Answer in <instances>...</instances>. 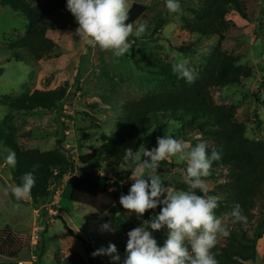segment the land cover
Returning <instances> with one entry per match:
<instances>
[{"label":"rangeland","instance_id":"obj_1","mask_svg":"<svg viewBox=\"0 0 264 264\" xmlns=\"http://www.w3.org/2000/svg\"><path fill=\"white\" fill-rule=\"evenodd\" d=\"M1 1V0H0ZM245 17L230 9L226 16V27L217 35L201 37L188 32L184 21H193L189 12L170 13L165 0H127L129 7L136 2L148 8L147 12L133 24V34L128 41L131 48L123 57H115L112 51L91 47L75 35L78 27L66 4L61 11L51 13L45 18L47 32L56 47L38 61H32L20 45H10L26 34L27 21L15 14L10 7L0 5V125L8 112L14 127V137L23 149L49 150L61 139L68 155L76 167H82L78 157L90 152L91 148L103 150V144L113 135L114 124L121 109L120 106L130 100H138L149 90L157 89L165 80L155 70L157 67H171L174 62L183 61L197 73L215 46L227 54L239 58V64L251 69V77L243 79L238 85L218 87L211 90L215 104H232L235 117L245 128L246 138L264 141V0H239ZM29 5H40L43 0H27ZM67 3V1H66ZM181 9L196 8L201 0H179ZM162 21L160 30L153 31L158 20ZM146 24V31L140 38L135 36V28ZM179 46L188 48L186 53L177 51ZM19 51V52H17ZM262 84L263 88L255 97L254 90ZM64 86L69 91L68 97L61 103L60 111L34 110L30 112L11 111L1 101H10L23 91L33 88H54ZM173 136L183 140L190 147L201 141L207 147L210 141L195 138L194 134H184L181 124L167 122L164 133H157L152 127L141 136V144L149 150L157 146L152 138ZM11 152L0 142V231L4 227L21 235L30 243V250L21 253L15 259L0 256V264H55V257L63 258L70 252L85 257L80 241L71 237L64 228L60 218L50 211H56L67 226L83 238L92 252L107 247L109 243L116 246L123 258L127 244V233L140 226L152 215L158 214L160 207L147 210L142 218L129 213L119 203L115 215L114 232L101 231L100 226L108 222L103 215L92 209L69 201L68 195L77 170L74 168L63 178L59 185L50 187L53 196L45 206L35 204L28 198L17 202L3 189L13 184L11 166L4 164V156ZM186 165L178 163L175 157L161 161L158 174L165 186L173 187L184 183ZM107 180L116 181L130 189L133 181L123 175L133 169L130 165L115 164L105 155L98 156L85 167ZM224 172L220 168L213 174L203 177L209 190L224 182ZM131 175V174H130ZM174 188V187H173ZM121 196V195H120ZM17 204L19 206L17 207ZM252 224L247 228L252 237L258 225L264 220V194L256 199L252 209ZM232 227L231 218L226 214L216 215ZM44 228L45 231H44ZM151 231V229H149ZM167 228L153 231L152 235L158 246H163ZM257 242L256 259L249 264H264V229ZM41 235L44 252L35 263L37 256L36 241ZM226 237L218 236L217 244H224ZM95 264H112L110 257H93Z\"/></svg>","mask_w":264,"mask_h":264},{"label":"trees","instance_id":"obj_2","mask_svg":"<svg viewBox=\"0 0 264 264\" xmlns=\"http://www.w3.org/2000/svg\"><path fill=\"white\" fill-rule=\"evenodd\" d=\"M66 1L43 0L36 6L29 5L27 0L0 1V5L10 7L15 14L24 17L27 21L26 34L10 45L14 48L15 54L17 48L14 46L18 44L25 49L32 61H38L56 47L54 41L47 35L53 26H48L45 18L53 12L61 11ZM201 2L196 8L181 9L194 17L193 21H184L189 33L201 37L215 35L221 37L230 9L245 17L239 0H201ZM147 10L146 6L132 3L129 7L127 23L134 24ZM161 26L160 19L153 31L160 30ZM177 51L186 53L188 48L179 46ZM155 71L158 72L157 76L165 81L157 89L149 90L142 98L127 101L120 106L113 135L104 142L103 150L91 148L90 152L78 157L82 167L75 166L61 139H58L56 145L49 150L21 148L15 140L14 127L8 112L0 125V142L16 154V166L10 169L11 181L19 184L20 178L26 172H31L34 165H38L34 173L36 183L29 198L33 203L45 206L53 196L50 187L59 185L75 168L77 175L69 191V201L89 207L114 225L117 200L121 194L127 195L129 189L85 167L101 155H105L115 164L134 167L130 161H125V150L132 148L135 152L141 145V136L150 128L153 127L158 134H162L169 120L179 122L185 135L194 134L195 138L211 142L207 147L209 155L213 149L221 152V159L213 162L211 172L216 174L219 168L224 170L218 173L224 176V182L207 193L218 200V208L214 210L215 215L222 213L228 215L238 203L243 209V214L248 218L247 225L232 224L230 235L226 237L224 244H216L212 249L214 253H218L216 255L218 264L253 263L256 259L257 242L263 234L264 220L257 226L258 229L252 237L248 236L247 228L252 224V209L255 201L264 194V141L246 138L244 125L235 117L234 106L215 104L211 95L213 88L238 85L241 80L250 78V67L239 64L238 56L223 52L217 45L196 73V79L192 83L178 78L168 66L157 67ZM262 88L263 85L260 84L254 90L253 94L256 98ZM68 95L69 91L64 86L33 88L23 91L10 101H1V104L16 112L60 111L61 103ZM152 141L157 143L156 138H152ZM146 148L148 149L147 146ZM130 174L131 169L119 177L121 180L126 179ZM173 187L176 190H188L186 184H176ZM197 194L204 195L199 190ZM53 218L61 219L69 235L80 241L85 251V257H81L76 252H70L63 258L56 256L55 264H95L91 255L92 250L87 242L69 228L60 215L56 214ZM166 238L167 236L164 237V241ZM29 244L27 239L13 233L8 227L0 231V256L6 259H15L21 253L29 251L31 246ZM36 252L35 263L44 252L41 235L36 241ZM124 259L125 251L119 264H123Z\"/></svg>","mask_w":264,"mask_h":264},{"label":"clouds","instance_id":"obj_3","mask_svg":"<svg viewBox=\"0 0 264 264\" xmlns=\"http://www.w3.org/2000/svg\"><path fill=\"white\" fill-rule=\"evenodd\" d=\"M165 6L170 13L181 11L179 0H165ZM66 8L78 24L75 35L79 40L93 48L110 50L117 58L129 52L131 44L128 38L133 34V23H127V0H67ZM146 27V24L140 23L135 28V36L140 38ZM171 70L187 83L196 79V73L183 61L174 62ZM170 157L186 165L182 171L187 191L176 190L170 184L165 186L158 174L161 161ZM124 159L134 165L129 177L133 183L127 195L121 194L120 205L129 213H136L137 218H142L147 210L158 206L160 211L127 233L123 264H218V253L212 249L216 247L218 236L228 237L230 232L222 219L215 215L218 200L207 195L209 187L202 178L210 175L213 162L221 159V152L213 149L209 155L203 141L190 147L182 139L164 135L157 137V146L151 150L143 144L135 152L127 148ZM4 164L13 168L16 166L15 152L4 156ZM38 167L34 165L31 172H26L19 184L7 185L3 189L4 194H11L17 202L28 199L36 183L34 173ZM197 190L204 195L197 194ZM228 215L232 224L248 223L238 203ZM165 227L167 238L163 246H158L152 232ZM100 229L115 231L111 222L103 223ZM91 255L108 256L112 264L120 262V255L112 243Z\"/></svg>","mask_w":264,"mask_h":264},{"label":"built area","instance_id":"obj_4","mask_svg":"<svg viewBox=\"0 0 264 264\" xmlns=\"http://www.w3.org/2000/svg\"><path fill=\"white\" fill-rule=\"evenodd\" d=\"M50 213L56 215V211H50Z\"/></svg>","mask_w":264,"mask_h":264},{"label":"crops","instance_id":"obj_5","mask_svg":"<svg viewBox=\"0 0 264 264\" xmlns=\"http://www.w3.org/2000/svg\"><path fill=\"white\" fill-rule=\"evenodd\" d=\"M19 264H21V262H18Z\"/></svg>","mask_w":264,"mask_h":264},{"label":"bare ground","instance_id":"obj_6","mask_svg":"<svg viewBox=\"0 0 264 264\" xmlns=\"http://www.w3.org/2000/svg\"><path fill=\"white\" fill-rule=\"evenodd\" d=\"M17 264H19V263H17Z\"/></svg>","mask_w":264,"mask_h":264}]
</instances>
